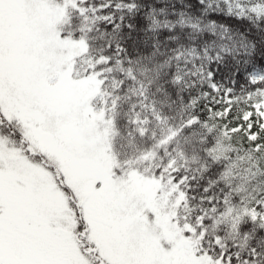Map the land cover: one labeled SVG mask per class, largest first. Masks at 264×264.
Here are the masks:
<instances>
[{
	"label": "snow or ice",
	"instance_id": "obj_1",
	"mask_svg": "<svg viewBox=\"0 0 264 264\" xmlns=\"http://www.w3.org/2000/svg\"><path fill=\"white\" fill-rule=\"evenodd\" d=\"M0 264H264V0H0Z\"/></svg>",
	"mask_w": 264,
	"mask_h": 264
}]
</instances>
